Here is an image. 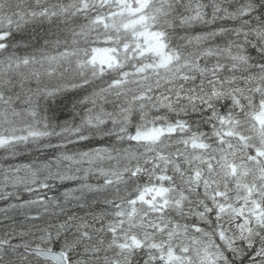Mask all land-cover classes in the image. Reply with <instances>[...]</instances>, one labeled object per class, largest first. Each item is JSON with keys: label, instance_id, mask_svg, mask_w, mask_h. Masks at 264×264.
<instances>
[{"label": "snow or ice", "instance_id": "1", "mask_svg": "<svg viewBox=\"0 0 264 264\" xmlns=\"http://www.w3.org/2000/svg\"><path fill=\"white\" fill-rule=\"evenodd\" d=\"M0 264H264V0H0Z\"/></svg>", "mask_w": 264, "mask_h": 264}]
</instances>
